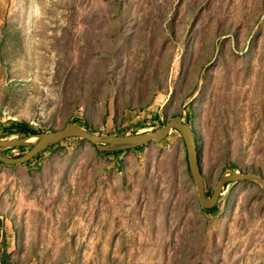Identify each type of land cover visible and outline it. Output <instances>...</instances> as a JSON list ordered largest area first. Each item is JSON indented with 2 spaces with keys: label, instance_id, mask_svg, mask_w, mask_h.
<instances>
[{
  "label": "rangeland",
  "instance_id": "1",
  "mask_svg": "<svg viewBox=\"0 0 264 264\" xmlns=\"http://www.w3.org/2000/svg\"><path fill=\"white\" fill-rule=\"evenodd\" d=\"M176 115L208 193L230 167L264 175V0H0V129L132 134ZM125 155L68 139L1 171L0 264L3 241L16 264H264L257 183L203 211L177 132Z\"/></svg>",
  "mask_w": 264,
  "mask_h": 264
},
{
  "label": "water",
  "instance_id": "2",
  "mask_svg": "<svg viewBox=\"0 0 264 264\" xmlns=\"http://www.w3.org/2000/svg\"><path fill=\"white\" fill-rule=\"evenodd\" d=\"M173 131L177 132L184 144L186 163L190 178L195 186L196 197L203 211L216 207L223 189L232 183L250 181L264 189V175L255 171L224 170L211 193L206 191V183L193 127L180 115L172 116L157 127L132 134H100L91 127L76 122H68L62 128L38 132L30 135H17L0 139V163L6 166L26 164L44 150L68 139H80L92 145L99 153H114L134 150L149 144H159ZM22 148L20 154L8 151Z\"/></svg>",
  "mask_w": 264,
  "mask_h": 264
},
{
  "label": "trees",
  "instance_id": "3",
  "mask_svg": "<svg viewBox=\"0 0 264 264\" xmlns=\"http://www.w3.org/2000/svg\"><path fill=\"white\" fill-rule=\"evenodd\" d=\"M156 120H158L157 122L160 124H163L162 122L159 121V119L157 118ZM70 122H76V123H81L77 120L72 119ZM86 127H89L87 124H83ZM191 125V124H190ZM194 130V129H193ZM41 132L37 129H34L32 127H30V125L24 121V120H12V121H8V123L4 126L1 127L0 129V133H2L3 135H11V134H17V135H30V134H34V133H38ZM195 132V131H194ZM115 134H120V133H115ZM196 136V135H195ZM53 147V146H52ZM146 146H143L141 148H137L135 149L136 151H142L144 150ZM45 151V150H44ZM43 151V152H44ZM42 153V152H41ZM122 152H114V153H101V154H105V155H113V154H120ZM39 155V154H38ZM37 155V156H38ZM36 158V157H35ZM34 159V158H33ZM32 160H30L29 162H27L26 164L31 163ZM2 165V163H0ZM231 169L235 168L234 167H230ZM217 208H213L212 210H210L209 212H214ZM5 241L2 242V249H3V253H4V257L2 258V263L3 264H16V262L14 260H12L10 258V256L6 253L5 251Z\"/></svg>",
  "mask_w": 264,
  "mask_h": 264
},
{
  "label": "crops",
  "instance_id": "4",
  "mask_svg": "<svg viewBox=\"0 0 264 264\" xmlns=\"http://www.w3.org/2000/svg\"><path fill=\"white\" fill-rule=\"evenodd\" d=\"M50 148H52V147H50ZM47 150L48 149H46L44 152H46ZM133 151H135V149L134 150L123 151L120 154H113L112 157L113 158H118V157H122L123 155L126 156L125 154L130 153V152H133ZM40 154H43V152L40 153ZM24 166H30V164H21V165H13V166H6V165H3V164L2 165L0 164V173H1V171L8 172L9 171V169H8L9 167L17 168L20 171L25 170V172H27L29 169H26V167H24ZM3 198H4V196H3V190L0 187V200L3 199Z\"/></svg>",
  "mask_w": 264,
  "mask_h": 264
},
{
  "label": "built area",
  "instance_id": "5",
  "mask_svg": "<svg viewBox=\"0 0 264 264\" xmlns=\"http://www.w3.org/2000/svg\"><path fill=\"white\" fill-rule=\"evenodd\" d=\"M79 110H81V109H79ZM79 110H78V111H79ZM75 117H76V118H78V116H77V115H76Z\"/></svg>",
  "mask_w": 264,
  "mask_h": 264
},
{
  "label": "bare ground",
  "instance_id": "6",
  "mask_svg": "<svg viewBox=\"0 0 264 264\" xmlns=\"http://www.w3.org/2000/svg\"><path fill=\"white\" fill-rule=\"evenodd\" d=\"M29 77V76H28Z\"/></svg>",
  "mask_w": 264,
  "mask_h": 264
}]
</instances>
